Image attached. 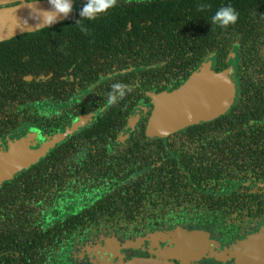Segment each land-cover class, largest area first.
I'll return each mask as SVG.
<instances>
[{"label":"flooded vegetation","instance_id":"af4514ba","mask_svg":"<svg viewBox=\"0 0 264 264\" xmlns=\"http://www.w3.org/2000/svg\"><path fill=\"white\" fill-rule=\"evenodd\" d=\"M70 1L55 23L99 30L100 52L67 69L70 58L55 62L38 96L0 121V152L8 136L31 133L37 147L82 116L96 118L54 147L42 167L53 166L54 181L2 183L0 264H234L228 250L264 230V127H235L228 112L164 135L145 129L152 96L186 82L208 57L214 73L237 57L243 86L264 68V0H118L92 21L80 16L85 0ZM229 4L236 22L213 24ZM115 82L131 91L107 106ZM188 234L207 237L208 247L186 255Z\"/></svg>","mask_w":264,"mask_h":264},{"label":"water","instance_id":"95a60500","mask_svg":"<svg viewBox=\"0 0 264 264\" xmlns=\"http://www.w3.org/2000/svg\"><path fill=\"white\" fill-rule=\"evenodd\" d=\"M18 1V4L6 6L7 3ZM71 3V1H70ZM0 42L16 35L34 32L43 25L45 12H52L49 1L0 0ZM55 22L66 19L67 16L55 14ZM54 22V23H55ZM213 57H208L201 66L183 84L171 91L153 95L154 108L147 121L145 133L148 135H164L187 126L208 122L227 114L239 101L240 86L237 79V57H229V66L214 73ZM95 115L88 114L78 119L62 131L51 135L37 147L31 144V133L27 137L11 139L9 136L2 145L7 146L0 152V186L13 179L15 175L30 168L58 142L70 134L89 126ZM140 119L135 113L123 130L131 131ZM205 236V235H204ZM207 237L190 234L183 241L186 255L199 252V248H207ZM213 247V245H211ZM226 253L225 250L222 251ZM228 252L235 257L234 264H264V230L231 247ZM130 264H173L167 261L148 260L136 261ZM182 264H187L183 262Z\"/></svg>","mask_w":264,"mask_h":264},{"label":"trees","instance_id":"16d2710c","mask_svg":"<svg viewBox=\"0 0 264 264\" xmlns=\"http://www.w3.org/2000/svg\"><path fill=\"white\" fill-rule=\"evenodd\" d=\"M98 32L100 31L70 29L66 23H52L37 31L22 33L0 42V121L4 122L5 117H11L18 110L13 108L14 103L23 101V98L29 100L38 96L36 88L42 85L38 80L56 69L55 62L66 63L70 58L73 61L63 67L67 69L74 61L82 63L84 57L80 56L100 52L102 37L97 34ZM240 68L247 69L241 65ZM238 69L237 66V72ZM50 79L51 77L48 81ZM237 79L240 80V77ZM243 80L246 81L245 85L243 86L240 80L239 86L246 90L252 88L253 92L242 91L239 101L226 116L236 119L235 127H243L249 120L264 127V68L261 66L248 73ZM5 132L6 130H2L0 136ZM54 152L55 148L36 164L15 175L9 182L54 181L57 171L52 169L53 166L42 168L50 165L46 161L49 159L53 161Z\"/></svg>","mask_w":264,"mask_h":264},{"label":"clouds","instance_id":"9594fccd","mask_svg":"<svg viewBox=\"0 0 264 264\" xmlns=\"http://www.w3.org/2000/svg\"><path fill=\"white\" fill-rule=\"evenodd\" d=\"M52 6V12H45L43 17V25L47 27L55 22V14L67 16L72 11L70 0H49ZM118 0H85L84 5L80 10L81 18L89 21L95 20L98 15L105 13L107 10L114 8ZM237 12L229 4L219 7L211 17L213 24L225 27L233 24L237 20ZM131 91L129 86L123 82H115L110 85V90L107 95V106H111L118 100L123 99L127 92Z\"/></svg>","mask_w":264,"mask_h":264},{"label":"rangeland","instance_id":"374dc122","mask_svg":"<svg viewBox=\"0 0 264 264\" xmlns=\"http://www.w3.org/2000/svg\"><path fill=\"white\" fill-rule=\"evenodd\" d=\"M190 236V234H188L187 236H186V238L188 239V237ZM207 240H209V239H207ZM182 246H183V249H184V245L182 244Z\"/></svg>","mask_w":264,"mask_h":264}]
</instances>
